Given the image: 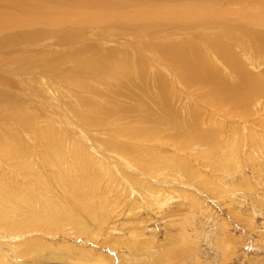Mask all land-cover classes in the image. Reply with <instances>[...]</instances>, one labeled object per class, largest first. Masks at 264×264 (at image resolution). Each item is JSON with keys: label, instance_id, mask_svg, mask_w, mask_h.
<instances>
[{"label": "rangeland", "instance_id": "obj_1", "mask_svg": "<svg viewBox=\"0 0 264 264\" xmlns=\"http://www.w3.org/2000/svg\"><path fill=\"white\" fill-rule=\"evenodd\" d=\"M238 62L264 79V0H0V172L30 183L14 139L60 134L89 148L104 217L27 230L0 204L8 263L70 264L64 240L111 264H264V91L240 99ZM33 237L53 242L13 253Z\"/></svg>", "mask_w": 264, "mask_h": 264}, {"label": "bare ground", "instance_id": "obj_2", "mask_svg": "<svg viewBox=\"0 0 264 264\" xmlns=\"http://www.w3.org/2000/svg\"><path fill=\"white\" fill-rule=\"evenodd\" d=\"M221 51L226 57L225 59H231L232 63L235 61L232 54L227 52V49L222 48ZM177 57L182 61L187 59L183 53L177 54ZM194 68L198 72L205 70V77H209V79H213L214 76H216L211 70H209L207 66L204 65V63L197 65ZM236 69L241 73V76L238 77L235 86H239V88L243 86L245 89V91L240 94V99L243 100L247 98V96H249V94L252 92L260 90L264 91V79H259L253 75H248L245 71H243V67L240 62L236 64ZM215 85L220 87L219 85L221 84L216 83ZM227 87H229L231 90V85H228ZM220 89L222 90V87ZM217 92L218 91H216V93ZM6 96L2 93V97L10 102V99ZM17 105L18 104H16V107ZM176 119H178V117ZM28 124L31 127L33 126L32 118H29ZM51 136L52 135H43V138H41L39 140V144H37L39 146V149L37 148L39 150L38 152H31L29 148L19 143L21 141L14 139L15 144L17 145H15L16 149L14 148L15 150L13 156H10V159L13 160L14 166H18L20 170L23 168L26 171V174L32 178V181L26 184V186L25 184L18 183L13 177L0 172V204L5 206L10 205V207L13 209L12 213H14V218L12 224H18L20 227L24 226L27 230L29 228L31 230L35 229L40 231L61 227L64 223L71 222L72 220L74 221V219L77 218L75 215L77 216L81 209L87 211L84 208V204L87 203L91 206V210L84 212L82 215L84 216L83 218L82 216L78 215V217H81L79 218L80 221H84L85 230L90 229L91 227L94 229L100 228V220L104 219V217L101 212L98 217L97 210L93 206L95 193L92 187H94L96 184V182H93L95 181V177L91 176L90 172L86 170L84 164L78 162L80 157H82V163L85 161L86 164H89L88 159L90 162H92L91 156L87 150L89 148H86L82 144L79 145L74 143L75 147L73 150L71 149L72 153H69L67 148L64 149L63 142H60L61 139L59 140L58 136ZM15 138L19 139V136ZM209 139L213 138L210 137ZM20 148L22 152H20ZM35 159H37V162L39 161L37 166L35 165ZM46 166L54 169V171L50 172L49 174L45 169ZM78 176L80 178V182L77 181ZM19 181L21 182V180ZM35 187L39 188L35 189ZM45 191H47V193H45ZM73 195L75 198L70 200L72 198L71 196ZM33 238L26 241V246L28 249H22L20 246L21 244L17 245L16 247L14 245L13 248H16V252L13 253H17V255L20 254L21 256L27 254L33 257L32 255H34L35 252H40L43 249H46L53 242L52 240L45 238ZM63 247L67 251V258L73 264H75L73 261H76L77 264L79 259H81V261L79 260L81 262L79 264H111L109 261L110 258L102 257L100 259V256L93 257L91 254H89V252H84V255H81L75 251H72L73 248L70 247L64 240ZM50 249L52 250L57 248L52 246ZM7 257H10V255L7 254L6 251L0 250V264H10L8 263L9 261ZM34 257L32 259V263L39 264L38 258Z\"/></svg>", "mask_w": 264, "mask_h": 264}]
</instances>
